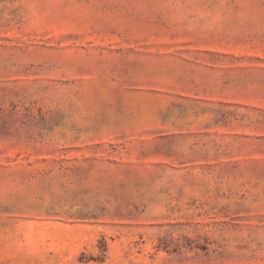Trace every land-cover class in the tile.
Segmentation results:
<instances>
[{
  "label": "rangeland",
  "instance_id": "obj_1",
  "mask_svg": "<svg viewBox=\"0 0 264 264\" xmlns=\"http://www.w3.org/2000/svg\"><path fill=\"white\" fill-rule=\"evenodd\" d=\"M0 264H264V0H0Z\"/></svg>",
  "mask_w": 264,
  "mask_h": 264
}]
</instances>
